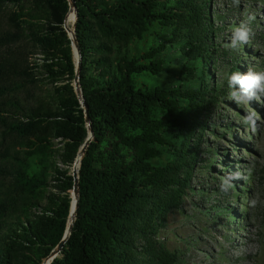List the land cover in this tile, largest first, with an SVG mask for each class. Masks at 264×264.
I'll return each mask as SVG.
<instances>
[{
    "label": "trees",
    "instance_id": "obj_1",
    "mask_svg": "<svg viewBox=\"0 0 264 264\" xmlns=\"http://www.w3.org/2000/svg\"><path fill=\"white\" fill-rule=\"evenodd\" d=\"M74 1L93 137L78 168L74 222L50 264H179L158 235L191 190L203 133L215 132L203 114L232 90L213 75L224 48L210 0ZM8 4L16 9L7 28L0 23V264H41L66 230L71 168L88 136L73 84L75 15L68 35V0H0V12ZM25 38L40 48L39 66L18 47ZM233 55L228 71L245 72ZM37 68L58 83L53 99L23 104Z\"/></svg>",
    "mask_w": 264,
    "mask_h": 264
},
{
    "label": "rangeland",
    "instance_id": "obj_2",
    "mask_svg": "<svg viewBox=\"0 0 264 264\" xmlns=\"http://www.w3.org/2000/svg\"><path fill=\"white\" fill-rule=\"evenodd\" d=\"M15 9L8 4L1 10L4 28L8 27L5 14ZM210 11L217 30L216 43L224 48L215 61V78L226 80L234 52L245 72H264V0H240L238 5L232 0H210ZM249 14L255 17L249 25L250 43L236 50L226 48L233 28L246 21ZM18 47L28 55L30 67L40 65L42 54L33 41L25 38ZM4 53L0 48V56ZM33 72L36 81L20 92V101L34 105L40 98L52 100L58 83L54 84L40 68ZM230 92L203 114L209 129L215 132L203 133L191 190L181 207L167 214L158 235L165 246L179 252V264H264V96L237 103ZM4 100L0 95V106ZM3 128L1 125L0 140ZM53 144L59 153L61 142L53 139ZM210 146L216 152L208 150ZM55 162L64 167L57 154ZM203 164L212 165V169L203 168ZM228 177H233L231 187L222 191L221 183Z\"/></svg>",
    "mask_w": 264,
    "mask_h": 264
},
{
    "label": "clouds",
    "instance_id": "obj_3",
    "mask_svg": "<svg viewBox=\"0 0 264 264\" xmlns=\"http://www.w3.org/2000/svg\"><path fill=\"white\" fill-rule=\"evenodd\" d=\"M234 5H238L240 0H232ZM255 19L254 15L249 14L246 21H241L239 26L233 28L230 43L225 45L226 48L233 50L238 49L241 45L250 43L251 28L250 23ZM226 80L231 90L230 97L237 103H246L260 96H264V72H257L251 69L246 72H230L226 73ZM249 116L247 119H250ZM225 178L221 183L222 191H227L231 187L230 179Z\"/></svg>",
    "mask_w": 264,
    "mask_h": 264
},
{
    "label": "water",
    "instance_id": "obj_4",
    "mask_svg": "<svg viewBox=\"0 0 264 264\" xmlns=\"http://www.w3.org/2000/svg\"><path fill=\"white\" fill-rule=\"evenodd\" d=\"M68 1H69V9H68V12L66 13L65 18H64L63 27L66 30V32L68 33V29L66 27V19H67L68 13L73 11L74 15H75V20H74L73 25H72L73 30H72V36L70 38L72 40L71 46H72L73 57H74V54H76V57H77L76 61H75L76 62V75H75L73 84H74V89H75L76 95L79 98L80 103L82 104V107L84 108V111H85V120H86L87 126H88V136H87L85 142L83 143V145L81 146V148L77 152V156H76L74 162H76V159L79 158L78 163H77L78 166L72 167V173L71 174L73 177V187L71 190V192H72L71 197H74V204H73L72 210H71V206H70V212H69V216H68V221H69V218L71 217V222L69 223L67 221V227H66V230L63 234L62 239L56 245V247L50 252V254L43 260V262L41 264H50L52 259L55 256H57L58 253L61 251V249H62V247H63V245H64L65 241L67 240V237L70 233L72 224H73L74 219H75L76 209L78 206L77 205V201H78V168L80 165L81 157H82L84 151L86 150L87 145L89 144L90 140L93 137V130H92L91 125H90V119H89V115H88L87 105H86L84 98L82 96V90H81V87L79 84L80 52L78 49L77 40H76L75 33H74V27H75L76 18H77V16H76L77 10H76L75 1L74 0H68Z\"/></svg>",
    "mask_w": 264,
    "mask_h": 264
},
{
    "label": "bare ground",
    "instance_id": "obj_5",
    "mask_svg": "<svg viewBox=\"0 0 264 264\" xmlns=\"http://www.w3.org/2000/svg\"><path fill=\"white\" fill-rule=\"evenodd\" d=\"M73 11H71L70 13H68V16H67V19H66V27H67V29H68V35H69V31H70V27H69V25H68V19H69V15L72 13ZM70 37V36H69ZM76 54H74V56H75ZM77 58V57H76ZM76 162H78V160L76 161ZM77 164V163H76ZM74 165V166H78V165ZM73 166V167H74ZM73 209V208H72Z\"/></svg>",
    "mask_w": 264,
    "mask_h": 264
}]
</instances>
